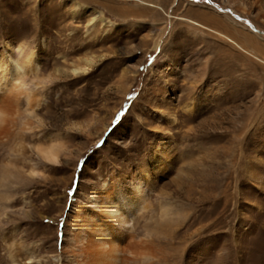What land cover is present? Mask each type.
<instances>
[{"label":"rangeland","instance_id":"1","mask_svg":"<svg viewBox=\"0 0 264 264\" xmlns=\"http://www.w3.org/2000/svg\"><path fill=\"white\" fill-rule=\"evenodd\" d=\"M8 44L39 104H0V264H77L73 206L116 172L152 250L118 264H264V0H0Z\"/></svg>","mask_w":264,"mask_h":264},{"label":"bare ground","instance_id":"2","mask_svg":"<svg viewBox=\"0 0 264 264\" xmlns=\"http://www.w3.org/2000/svg\"><path fill=\"white\" fill-rule=\"evenodd\" d=\"M81 8L80 6L76 7L78 11L82 10ZM96 22H103V25L109 23L100 15L89 20L91 25ZM194 22L198 26H203ZM224 37L233 41L226 35ZM237 46L241 49L244 48L238 44ZM6 51V57L0 60V104L10 103L13 94L18 93L31 106L38 105L37 93L27 86V77L36 68L34 64L35 52L28 44L18 47L8 44ZM248 53L251 54V52ZM253 56L264 62L258 55L253 54ZM87 70L86 66H79L74 67L72 72L80 74ZM8 105H0V131L11 120ZM46 157L49 160H55L56 154L50 150L46 153ZM154 162L158 164L161 160L156 157ZM143 180L133 183L116 172L110 184L98 189L96 195L89 197V205L74 204V222L70 221L69 224L73 229L72 253L76 257L77 264H118L121 253L124 251H129L134 256L141 254L146 258L151 257L152 250L148 245L142 246L139 241L131 242L133 234L130 223L131 221L133 223L137 213L145 210L149 205V196L143 186L146 180Z\"/></svg>","mask_w":264,"mask_h":264}]
</instances>
